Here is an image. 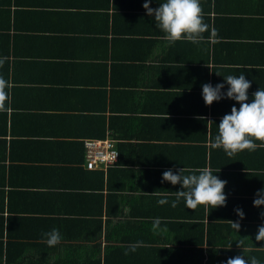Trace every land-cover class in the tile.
<instances>
[{
  "label": "crops",
  "instance_id": "obj_1",
  "mask_svg": "<svg viewBox=\"0 0 264 264\" xmlns=\"http://www.w3.org/2000/svg\"><path fill=\"white\" fill-rule=\"evenodd\" d=\"M144 2L0 0V76L12 85L0 112V264H264V205L253 206L264 147L213 148L239 104L202 97L229 75L251 81L248 102L264 89V0H200L198 44L168 43ZM86 138L113 141L119 159L88 168ZM202 167L227 181L226 206L172 207L181 185L162 173ZM54 228L61 241L49 247L42 233Z\"/></svg>",
  "mask_w": 264,
  "mask_h": 264
},
{
  "label": "clouds",
  "instance_id": "obj_2",
  "mask_svg": "<svg viewBox=\"0 0 264 264\" xmlns=\"http://www.w3.org/2000/svg\"><path fill=\"white\" fill-rule=\"evenodd\" d=\"M152 0H145L143 7L146 15L153 17L156 26L165 33V39L173 44L177 41L186 40L194 44L202 42L205 38L203 33L208 30V25L204 23L203 12L200 0H164L158 7L152 8ZM5 60L0 58V67ZM224 82L229 86L226 91L225 83H211L202 85V97L206 105L210 106L214 101L228 98L236 101L231 108L230 114H225L218 124V134L212 143L213 148H222L229 156L248 150L255 151L257 147H264V89H258L252 93V100L249 101L248 90L251 81L245 78L244 74L239 76L229 75L224 77ZM9 81L0 76V112L7 111L6 101L9 99L6 89L11 88ZM259 141V145L256 143ZM186 169L181 168L177 172L167 169L162 173V182L167 181L172 185H181V189L175 193L176 199L172 202V207L183 199L187 208L195 210L198 206H205L210 209L226 206L227 196L224 192L227 184L226 180L220 179L213 174L209 167L197 168L193 174L184 175ZM220 171V170H219ZM160 204L167 203L166 199L158 201ZM264 205V188L257 190L253 200V206L259 208ZM234 211L242 220L245 213L242 209L236 208ZM264 218V211L261 212ZM161 220L156 218L153 222L154 232L160 228ZM232 227L239 232L240 221H232ZM166 230V229H165ZM46 238L49 247H54L61 241L58 229L42 233ZM255 241L264 242V224L258 226ZM244 242L238 241L237 246L243 251L250 249L243 248ZM143 246L142 241H137L128 246V250L135 252L138 247ZM228 249L231 248L227 247ZM126 250L125 254H128ZM222 264H259L256 257L246 259L243 255L229 257Z\"/></svg>",
  "mask_w": 264,
  "mask_h": 264
},
{
  "label": "built area",
  "instance_id": "obj_3",
  "mask_svg": "<svg viewBox=\"0 0 264 264\" xmlns=\"http://www.w3.org/2000/svg\"><path fill=\"white\" fill-rule=\"evenodd\" d=\"M85 165L91 169H107L119 159L113 141L97 138L84 139Z\"/></svg>",
  "mask_w": 264,
  "mask_h": 264
},
{
  "label": "trees",
  "instance_id": "obj_4",
  "mask_svg": "<svg viewBox=\"0 0 264 264\" xmlns=\"http://www.w3.org/2000/svg\"><path fill=\"white\" fill-rule=\"evenodd\" d=\"M98 173H102V174H103L104 172L101 170V171H99Z\"/></svg>",
  "mask_w": 264,
  "mask_h": 264
}]
</instances>
